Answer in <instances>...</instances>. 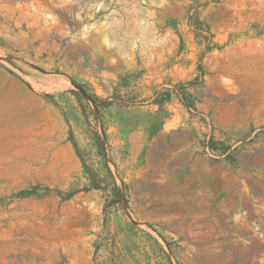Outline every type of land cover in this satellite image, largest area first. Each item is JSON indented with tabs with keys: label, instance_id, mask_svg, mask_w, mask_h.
<instances>
[{
	"label": "rangeland",
	"instance_id": "rangeland-1",
	"mask_svg": "<svg viewBox=\"0 0 264 264\" xmlns=\"http://www.w3.org/2000/svg\"><path fill=\"white\" fill-rule=\"evenodd\" d=\"M0 64L74 149L0 163V264H264V0H0Z\"/></svg>",
	"mask_w": 264,
	"mask_h": 264
},
{
	"label": "crops",
	"instance_id": "crops-1",
	"mask_svg": "<svg viewBox=\"0 0 264 264\" xmlns=\"http://www.w3.org/2000/svg\"><path fill=\"white\" fill-rule=\"evenodd\" d=\"M54 103L23 74L0 64V163L28 162L6 158L38 155L37 147L53 148L52 155L57 157L65 155V150L73 153L66 142V117ZM55 140H63V144Z\"/></svg>",
	"mask_w": 264,
	"mask_h": 264
}]
</instances>
